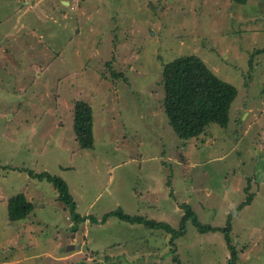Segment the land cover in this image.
I'll list each match as a JSON object with an SVG mask.
<instances>
[{
	"label": "rangeland",
	"instance_id": "374dc122",
	"mask_svg": "<svg viewBox=\"0 0 264 264\" xmlns=\"http://www.w3.org/2000/svg\"><path fill=\"white\" fill-rule=\"evenodd\" d=\"M261 49L264 0H0V264H227L220 231L188 221L173 255L162 230L101 222L120 209L178 229L183 204L202 224L230 223L235 264H264ZM188 56L237 96L226 128L181 140L161 75ZM77 100L92 110L91 150L74 139ZM9 169L58 176L90 217L73 234L52 185ZM17 194L35 208L8 221Z\"/></svg>",
	"mask_w": 264,
	"mask_h": 264
},
{
	"label": "trees",
	"instance_id": "16d2710c",
	"mask_svg": "<svg viewBox=\"0 0 264 264\" xmlns=\"http://www.w3.org/2000/svg\"><path fill=\"white\" fill-rule=\"evenodd\" d=\"M237 4L244 5L247 0H233ZM264 49L258 50L256 54H263ZM161 85L163 89L164 116L167 118L174 134L181 140H188L201 136L209 125H216L226 128L229 122V111L237 96L236 89L219 79L216 75L194 56L181 57L165 64L162 69ZM93 117L89 104L77 100L73 107L72 131L74 139L81 150H91L94 145L93 139ZM11 171H24L30 179L46 181L52 185L57 193L58 202L62 203L69 211L73 234L78 232V225L86 222L88 217H82L76 213L73 197L69 192L67 184L58 176L50 175L47 172L33 173L25 169H9ZM251 203L248 197L237 209L228 214L229 219ZM35 206L27 201L23 194L11 197L7 203L8 221H18L28 218ZM183 210L178 229L171 228L168 224L148 220L142 216H130L120 209L107 213L101 222H106L110 217L130 224L142 225L150 230H162L170 235L171 252H176L174 240L182 237L186 232L188 221L200 234L221 232L229 252L227 264H235L238 254L234 249L230 231L231 225L228 222L224 228L212 227L198 221L196 215L188 204L181 205ZM90 221L96 222L91 217ZM178 259L174 256L173 261Z\"/></svg>",
	"mask_w": 264,
	"mask_h": 264
},
{
	"label": "water",
	"instance_id": "95a60500",
	"mask_svg": "<svg viewBox=\"0 0 264 264\" xmlns=\"http://www.w3.org/2000/svg\"><path fill=\"white\" fill-rule=\"evenodd\" d=\"M73 248H74L73 246H69L68 250L70 251V250H72Z\"/></svg>",
	"mask_w": 264,
	"mask_h": 264
},
{
	"label": "bare ground",
	"instance_id": "6f19581e",
	"mask_svg": "<svg viewBox=\"0 0 264 264\" xmlns=\"http://www.w3.org/2000/svg\"><path fill=\"white\" fill-rule=\"evenodd\" d=\"M103 223V222H102Z\"/></svg>",
	"mask_w": 264,
	"mask_h": 264
}]
</instances>
